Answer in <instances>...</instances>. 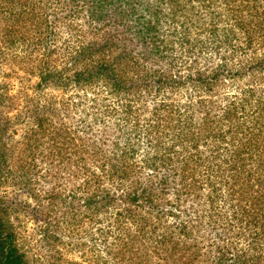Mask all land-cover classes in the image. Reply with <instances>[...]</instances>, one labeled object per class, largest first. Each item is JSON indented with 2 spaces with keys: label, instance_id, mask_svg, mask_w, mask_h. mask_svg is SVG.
Returning <instances> with one entry per match:
<instances>
[{
  "label": "rangeland",
  "instance_id": "1",
  "mask_svg": "<svg viewBox=\"0 0 264 264\" xmlns=\"http://www.w3.org/2000/svg\"><path fill=\"white\" fill-rule=\"evenodd\" d=\"M150 1L131 6L157 12L154 60L144 61L150 44L145 53L127 41V62L136 64L127 72L145 73L147 87L137 88L134 76L129 91L116 92L94 78L75 80L82 66L71 61L101 39L86 9L109 12L107 0H0L2 142L16 156L14 177L30 180L0 193L22 201L15 216L33 264H216L222 254L264 264L256 260L264 238L249 243L245 218L233 210L255 195L250 184L264 183V37L245 44L240 23L257 22L244 12L233 26L215 0H176L173 18ZM38 123L41 146L20 163ZM52 198L58 228L44 238L29 210L39 217ZM65 203L79 211L63 221ZM262 218L256 231L264 232Z\"/></svg>",
  "mask_w": 264,
  "mask_h": 264
},
{
  "label": "trees",
  "instance_id": "2",
  "mask_svg": "<svg viewBox=\"0 0 264 264\" xmlns=\"http://www.w3.org/2000/svg\"><path fill=\"white\" fill-rule=\"evenodd\" d=\"M105 1L106 0H99L100 3H104ZM107 1V8L110 9L109 12L107 11L104 13V7L101 4L97 6V9L93 7L95 5L90 4L86 9L87 21L95 24L94 26L99 28V30H104L99 41L94 40L90 41L87 45H82L79 47L75 56L71 57V61H73L74 65L80 64L82 66L81 69L75 72L74 78L78 82L81 79L87 80L94 78L116 92L129 91L134 84L133 82L137 81L138 83H135L137 88L146 86L148 77L145 73H141L135 69V71L131 73V76H129V73L127 72L129 69L136 66L135 63L129 65L127 62L128 59L134 58L132 54L133 50H129L127 41H130L135 45L138 43L139 47H144L143 50L145 53L148 50H146V48L150 44L149 51L146 53L147 59L144 58V61H153V55H157L153 38V35L156 33L158 28V17L156 16L157 12L155 14V11L150 9L151 7L149 6L144 9L143 14L139 13L135 7L131 6V2L134 0H121L123 1V5H110L109 0ZM156 1L162 6L166 5L170 11L169 17H174L176 6H178L176 0H167V3L164 0H151L150 3H154ZM199 2L204 3V0H199ZM210 2H213V0H210L209 3ZM215 2L219 3L221 9L230 14L231 18L227 19V21L230 22L233 20V22L231 21L233 26L237 25V22L240 23L243 21L244 12L246 17L253 19V22H257L255 27H252L251 23H246L245 26L240 23L244 28L240 29L242 31H239V34L242 36L243 40L246 39L245 44H249L253 41L257 42L258 36L264 37V0H215ZM215 2H213V4H215ZM127 6L130 8V11L128 12ZM258 9H263V11L258 12ZM34 10L35 9H33V11ZM110 12H112L113 15L110 14ZM146 16H148L147 21H145ZM259 16H261V19ZM152 17L154 18L152 19ZM257 19L260 21L258 22ZM110 21L113 22V25L122 27L123 30L116 33L115 29L108 28L109 26H112ZM253 36L256 37L253 38ZM136 57H139V55ZM261 63L264 64V60ZM259 65L260 64H258V66ZM257 69V67H254L250 70L253 72ZM134 76H138L137 81H134ZM38 128L42 129L41 123H38L37 129L34 130L33 138L39 133ZM4 133L5 126L0 122V191H2L3 187L9 182H17L16 186H20L22 183L29 184L30 182L29 177L26 179L14 177V172L9 169L11 163L16 160V156L11 152L9 153V148L2 142ZM27 138L29 139L31 137ZM50 140H53V137H51ZM39 143L41 144V142L37 141V137H35L33 139V147L31 148L29 145L25 148L23 151V160L18 159V162L20 161V163H22L26 160H33L35 151L38 152L39 150ZM24 145L27 146L28 143H25ZM49 145H51V143ZM27 150L30 151L29 154L26 152ZM110 166V170L115 175H121V179L122 177H126L127 171L125 168H117L116 165L112 164ZM29 185L26 186L28 187ZM250 186L253 190H255V195H250L249 198H242L241 200H245V204L238 205L237 209L233 210L235 211L234 217L240 216L245 218L248 233L244 234V236L247 237L248 234V240H251L249 243L254 245L255 241L253 240L258 241V238H264V232L256 231V229L261 226L263 222L264 183L258 181L257 184H254V187L251 184ZM0 195V264H33V255L31 254L32 249L28 245L30 242L26 241V236L23 234V231H19L21 223L19 218L15 216L23 210V207L19 204L22 203V201L15 202L4 198L1 193ZM127 197L133 198L135 201L133 193H128ZM233 199L234 198H231V201ZM54 200L55 198L49 200L47 206L50 208H44V211L38 214L39 217H36L37 208L34 207L29 210V213L32 214L35 220L39 219L40 223H38V226L44 228V238H47L48 236L49 226L55 224L52 228H58V222L56 217L53 215V210L55 211V203L52 201ZM100 202H104V200L101 199ZM96 203V201L91 202L89 199H85V206L87 207ZM65 204L66 206L64 205L62 220L64 221L68 218H75L76 212H78L79 209H74L75 207L74 205L72 206V204L69 206L68 203ZM233 207L234 206H232V208ZM52 219H55V222H53ZM70 224L72 225L73 222H70ZM253 248L259 253L262 249V247L258 244H256ZM260 256H258L256 260L260 258L264 260L262 255ZM231 258L232 259H227L223 254L217 255L215 257L217 260L216 264L253 263L252 259H249V261L241 260L242 257L239 255H235Z\"/></svg>",
  "mask_w": 264,
  "mask_h": 264
}]
</instances>
